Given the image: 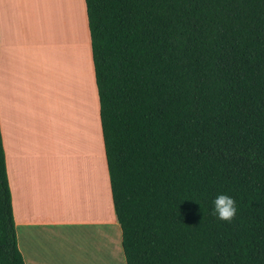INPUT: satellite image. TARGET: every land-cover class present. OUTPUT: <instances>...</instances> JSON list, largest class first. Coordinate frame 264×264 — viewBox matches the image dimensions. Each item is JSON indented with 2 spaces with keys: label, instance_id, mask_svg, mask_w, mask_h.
<instances>
[{
  "label": "trees",
  "instance_id": "obj_1",
  "mask_svg": "<svg viewBox=\"0 0 264 264\" xmlns=\"http://www.w3.org/2000/svg\"><path fill=\"white\" fill-rule=\"evenodd\" d=\"M84 3L126 264H264V0ZM0 264H25L1 133Z\"/></svg>",
  "mask_w": 264,
  "mask_h": 264
},
{
  "label": "crops",
  "instance_id": "obj_2",
  "mask_svg": "<svg viewBox=\"0 0 264 264\" xmlns=\"http://www.w3.org/2000/svg\"><path fill=\"white\" fill-rule=\"evenodd\" d=\"M0 133L24 263L126 264L84 0H0Z\"/></svg>",
  "mask_w": 264,
  "mask_h": 264
},
{
  "label": "clouds",
  "instance_id": "obj_3",
  "mask_svg": "<svg viewBox=\"0 0 264 264\" xmlns=\"http://www.w3.org/2000/svg\"><path fill=\"white\" fill-rule=\"evenodd\" d=\"M213 215H216L221 221L231 222L235 217L237 208L233 198L226 194H219L213 201Z\"/></svg>",
  "mask_w": 264,
  "mask_h": 264
},
{
  "label": "rangeland",
  "instance_id": "obj_4",
  "mask_svg": "<svg viewBox=\"0 0 264 264\" xmlns=\"http://www.w3.org/2000/svg\"><path fill=\"white\" fill-rule=\"evenodd\" d=\"M75 1H77V0H75ZM44 4H45V7H46V12H47V10H48V9H47V6H46V5H47V3L45 2ZM34 9H35V8H33V12H34ZM35 13H36V12H35ZM35 13H34V17L36 16V14H35ZM48 14H49V13H48ZM55 15H56V14H55ZM50 18H51V20H53V19H52V18H53V16H52V17H50ZM49 34H51V33H49ZM50 36H51V35H50ZM49 38H50V37H49ZM51 45H52V41H49V46L51 47ZM95 119H96V118H95ZM96 121H97V119H96ZM98 150H99V145H98Z\"/></svg>",
  "mask_w": 264,
  "mask_h": 264
}]
</instances>
